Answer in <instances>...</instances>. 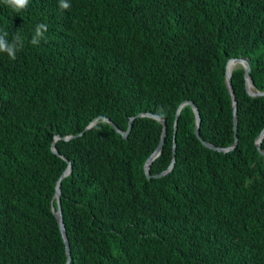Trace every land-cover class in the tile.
Segmentation results:
<instances>
[{
    "label": "trees",
    "instance_id": "16d2710c",
    "mask_svg": "<svg viewBox=\"0 0 264 264\" xmlns=\"http://www.w3.org/2000/svg\"><path fill=\"white\" fill-rule=\"evenodd\" d=\"M0 0V264H264V0ZM47 32L31 44L36 25ZM201 116L202 138L195 134ZM167 135L148 178L145 165ZM95 120V125L86 130ZM163 177H154L169 169ZM264 151V141L262 143Z\"/></svg>",
    "mask_w": 264,
    "mask_h": 264
},
{
    "label": "water",
    "instance_id": "95a60500",
    "mask_svg": "<svg viewBox=\"0 0 264 264\" xmlns=\"http://www.w3.org/2000/svg\"><path fill=\"white\" fill-rule=\"evenodd\" d=\"M235 65H242L245 69V80H246V89H247V92L250 96L252 97H264V93L258 91V90H255L254 89V82L251 78V72H252V68H251V64H250V60L247 59V58H235V59H231L229 60L228 64H227V74H226V77H227V85L230 89V92L232 94V97H233V108H234V130H235V133L237 134V125H238V104H237V101H236V96H235V93H234V89H233V85H232V72H233V67ZM185 104H190L195 112V115H196V130H195V134L197 136V138L201 141V143L209 148V149H212L214 151H218V152H223V153H227V152H230V151H233L236 149L237 145H238V139H236V142L233 146L229 147V148H220V147H217L211 143H208L207 141H205L202 136H201V133H200V130H201V116H200V112L197 108V106L193 103V102H186L184 103L183 105H181L180 109L178 110V113H177V116H176V121H175V132H177L178 130V119H179V114L181 112V109L182 107L185 105ZM140 117H151V118H155L159 121H161L163 124H164V129H163V135H162V138H161V141L157 147V149L155 150V152L150 156V158L147 160L146 162V165H145V172H146V175L148 178H152L153 176L151 175L150 173V170H151V166L153 164V162L161 155L162 151H163V148H164V143H165V137L167 135V126H166V122L164 119L156 116V115H153V114H150V113H141L139 115H137L136 117H132L130 118V121H129V126H128V129L127 131H123L122 129H120L115 123H113L111 120L107 119V118H104V120H106L108 123H110L113 128L123 136V138H128L131 130H132V127H133V123L135 121L136 118H140ZM97 120H95L94 122H92L90 124V126L88 128H86V130H89L91 129L95 123H96ZM76 138V136H69V137H61V136H57L55 138V142L53 143L52 145V151L57 154L58 156L62 157L65 161L68 162V168L65 170V172L63 173V175L61 176V178L59 179L58 183H57V187H56V194H55V198L57 200V208H53V211H54V214L58 220V223H59V226H60V230H61V233H62V236H63V239H64V243L66 245V252H67V256H68V260L65 264H70L71 263V260H72V256H71V248H70V243H69V239H68V235H67V229H66V225H65V222H64V214H63V210H62V202H61V197H62V181L64 178H66L67 176H69L71 173H72V164L71 162L64 156H62L57 150H56V147H55V143L57 140H66V141H70L72 139ZM264 141V130L261 132V134L259 135V137L257 138L256 140V144H257V147H258V151L261 153V155L264 156V151L262 149V143ZM176 142L174 144V157H173V161L169 167L168 170L162 172L161 174L159 175H155L154 177H163L167 174H169L175 167V163H176Z\"/></svg>",
    "mask_w": 264,
    "mask_h": 264
},
{
    "label": "clouds",
    "instance_id": "9594fccd",
    "mask_svg": "<svg viewBox=\"0 0 264 264\" xmlns=\"http://www.w3.org/2000/svg\"><path fill=\"white\" fill-rule=\"evenodd\" d=\"M3 3L15 12L25 10L29 5V0H3ZM58 7L61 11L71 8L69 0H58ZM47 26L44 23L36 25L34 33L31 38V44L38 46L42 39H44V33L47 32ZM8 32L0 31V53H6L11 60L16 59L17 51L23 47V41L19 33L14 36L11 42L7 39Z\"/></svg>",
    "mask_w": 264,
    "mask_h": 264
},
{
    "label": "bare ground",
    "instance_id": "6f19581e",
    "mask_svg": "<svg viewBox=\"0 0 264 264\" xmlns=\"http://www.w3.org/2000/svg\"><path fill=\"white\" fill-rule=\"evenodd\" d=\"M233 69V68H232Z\"/></svg>",
    "mask_w": 264,
    "mask_h": 264
}]
</instances>
